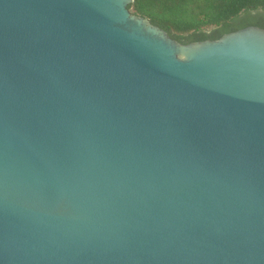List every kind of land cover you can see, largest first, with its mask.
Masks as SVG:
<instances>
[{
    "label": "water",
    "instance_id": "obj_1",
    "mask_svg": "<svg viewBox=\"0 0 264 264\" xmlns=\"http://www.w3.org/2000/svg\"><path fill=\"white\" fill-rule=\"evenodd\" d=\"M131 1L0 0V264H264V28Z\"/></svg>",
    "mask_w": 264,
    "mask_h": 264
},
{
    "label": "trees",
    "instance_id": "obj_2",
    "mask_svg": "<svg viewBox=\"0 0 264 264\" xmlns=\"http://www.w3.org/2000/svg\"><path fill=\"white\" fill-rule=\"evenodd\" d=\"M128 8L183 43L248 24L264 28V0H132Z\"/></svg>",
    "mask_w": 264,
    "mask_h": 264
}]
</instances>
